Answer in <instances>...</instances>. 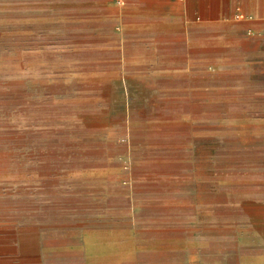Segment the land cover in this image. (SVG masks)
Listing matches in <instances>:
<instances>
[{"label":"rangeland","instance_id":"rangeland-1","mask_svg":"<svg viewBox=\"0 0 264 264\" xmlns=\"http://www.w3.org/2000/svg\"><path fill=\"white\" fill-rule=\"evenodd\" d=\"M182 1L0 0L5 264H264V0Z\"/></svg>","mask_w":264,"mask_h":264},{"label":"crops","instance_id":"crops-1","mask_svg":"<svg viewBox=\"0 0 264 264\" xmlns=\"http://www.w3.org/2000/svg\"><path fill=\"white\" fill-rule=\"evenodd\" d=\"M238 5H241L239 0H183L181 6L185 9L182 13L184 18L192 17V20L196 21H219L221 18H205V16L201 14L203 12V8L212 7V8H222L229 7L234 10ZM218 15V17H220ZM10 245H3L2 240H0V264H5V261L11 258L14 254L24 255L25 258L40 260L44 263L45 256L42 251L39 250V247L36 245L29 246L30 249L24 246L18 247V249L12 244L11 241H8ZM19 250V251H18Z\"/></svg>","mask_w":264,"mask_h":264}]
</instances>
